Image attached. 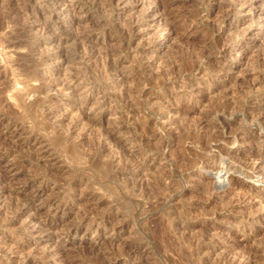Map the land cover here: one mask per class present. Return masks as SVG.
<instances>
[{
	"label": "rangeland",
	"instance_id": "1",
	"mask_svg": "<svg viewBox=\"0 0 264 264\" xmlns=\"http://www.w3.org/2000/svg\"><path fill=\"white\" fill-rule=\"evenodd\" d=\"M28 1L29 0H19L20 6L24 2L26 3H25V6L24 4L22 5L23 7H28V6L32 7L35 5L34 0H30L29 2ZM111 1L112 0H94L93 6L91 10L89 11L88 16L92 17V20L95 23L94 24L95 27H98V26L104 27V31H105L104 42L103 43L97 42L96 44H104L105 46L109 45L111 48L109 46L107 47L112 50L111 52L114 55L119 54V56H121L124 59L123 63L127 67H125L124 64L123 65L125 69L129 70L128 71L129 73L131 72V76L129 75V77L127 78L121 90H119L118 88H114L113 85L111 84L110 75L105 73L101 68L99 69L100 64L93 65L94 63H91L88 69L85 68L82 64H78L79 56H81V53H82V49L80 47L79 42L70 43V41H65V42H60L61 44L60 43L56 44L58 53L61 55V57L65 58V63L67 65L71 63L66 75L70 73L72 75L74 73H77L81 77L84 76L89 79L90 84L89 83L88 84L91 86V89H89V91L83 90L80 95H87L88 100L86 101V103L83 104V106L85 107V110L87 111V113L90 115L89 116L91 118V121L89 122L90 125L87 124L88 122L83 123V124L77 123L73 125L72 123L70 124L68 120H63L61 124H58V125L55 124L54 129H56L57 137L59 138H57V141H56L57 143H52L54 145L50 144V146L52 147V150H55L54 152L58 156L55 167H53V165L49 167H46L48 165L39 166V164H37V161L34 160V157L33 158L31 157L32 159L31 158L30 159L32 160L31 161L32 164L29 161L30 164L29 162L28 163L26 162L24 166L16 167L18 177H19L18 183L15 184L16 191L20 190L21 188L20 186L22 183L21 181L24 180V178L29 177V176L32 177L34 175H37L38 173L39 174L37 176H42V178L45 179V182L49 186H55L53 190H49L48 194L51 192L53 193L58 192L57 193L58 195H60L61 197H65V195L68 192V188H69V192L71 190H74V192L76 193L77 199L74 200L70 204L71 207L70 209H68L69 211H67L66 213L59 212L55 215V217L61 220L60 228L62 229H65L67 228L68 225L76 222L82 216L83 213L85 212L87 213V210L86 209L84 210L85 201H83L84 200L83 193L84 194L87 193V195H91L90 196L91 203H94L97 206L95 207L94 211H89V212H91V214L94 215V214H98L99 212L103 210L106 211L107 214L105 216V220L108 221V224L110 223L109 225H114L118 231L114 233V231L110 230L109 227L107 229L101 228V230L99 229V231L97 232H94L92 230H87V233H88L87 237L82 236L80 232L74 233L72 231L69 233V238H70V240L68 241L69 251L71 252V254L73 253V255L76 254V256H80L81 253L82 254L87 253V255L89 256L94 255L93 257L99 256L100 254L102 255L104 252V258H105L104 261L106 260L105 262L107 264H120V263L121 264H132L131 258L128 260L125 259L126 249L124 246L126 245V243L127 244L128 243L140 244V248H141L140 254L143 255L142 257L144 258V260L149 264H154V263L155 264L157 263L159 264H186L185 261L189 262L187 264H195V262L196 264H199L200 262L201 264L202 263L210 264L212 261L211 259L208 260V262L205 260L199 261L200 259L195 260L194 256H191V253L194 251L193 249L195 247L194 244L198 241V239L202 242H207L210 237H211L210 239H215L217 241L216 244L214 245H216L217 247H220V249H221V246L229 248L232 253L236 252V250L238 249L237 247H240V249H238L239 251H245V249L246 251L247 250L249 251L252 248V250L257 249L260 253H262L264 251V238L261 239V236H264V232H263L264 224L262 226L257 221H255L253 223V226L256 227V232H259V234L255 235L254 239L251 238L247 240L246 238L245 240L243 239L244 237L240 235V232L236 233V230H238L239 227H242L243 226L242 224L247 222L245 220V217H243L240 213L234 210L233 211L226 210L227 214L219 213L222 211L221 204H222V207L224 208L223 205L224 203L227 202L226 199L228 198L226 199L218 198L219 200L218 199L216 200V198L210 199L208 197L210 190L211 191L213 190L211 189L212 186H219L221 183L219 180H217V177H216L217 175L216 171L219 169L218 167L221 168V165L220 166L217 165V167H214L211 165H204L203 167L200 168V166L198 167V165L189 164L190 165L189 166L188 164L181 162L182 160L180 161V163H183V164H180L179 161L177 162L174 161V164H173L172 163L173 160H177L175 152L176 153L178 152L177 155L183 153L184 155L186 154V156L188 155L187 151L188 153L190 152L189 155L193 153L195 154L198 151L197 145L192 144L189 147H187L186 145L187 143H185L186 139L184 137H180V139H182L183 141H180L179 139V141L183 143L179 144L178 142L177 144L172 145V143H170L171 142L170 139L173 140L175 136H178V135L174 134L175 135L174 136L173 133H168V131L167 132L165 131L166 132L165 134L164 129L161 128L160 125L153 123L155 126L151 124L150 125L151 127H148L147 126L148 123H144V121L148 122V118L151 119V117H154L158 111H160L163 108H166L168 104L170 108L175 109V107H177L176 102L165 97L163 88L165 89L169 88L170 90H172L173 88V91H172L173 93H181L184 91L185 92L192 91V90L194 91L195 88L197 87L198 82H202L203 84V82L205 83L207 79H208V81L206 82L207 85L208 84L211 85L210 83L212 82L215 83V81H212L210 79V75L214 73V71L211 70L212 64H213V61H217V59H219L218 61L220 63L219 65L220 67L222 66L225 70L227 68L228 70L226 71H230V72L234 71L235 75L233 74V76L238 75L240 77L242 76V73L243 74L246 73V71H248L249 69L252 70L253 68L254 69L257 68L258 70L261 67L264 68L263 66H261V64H258L262 61L261 59H264V25H262V23H257V21L262 20V17L264 16V9L259 10V12H256L255 14H253L250 11H247L248 13L247 12L242 13L241 11H239L236 14H233V15L230 14L228 17H226V22L230 21L234 25H237V29L235 28L236 32H234V29H233V31L231 30L232 32L229 31L230 33L228 32H227L228 34L225 33L224 35L226 36L224 35L220 36L218 34L219 33L218 28L219 26L226 24L225 21L223 22V9H225L227 4L231 3L234 0H217L215 5H210L208 0H178L177 4H175L174 6V9L181 10L184 12V15L182 17L183 19L181 20L182 24L181 25L178 24L177 26L176 25L174 26L176 28H174L173 33L170 35L171 37H169L160 47V53L157 58H159L160 56L159 59L161 62L154 64L152 59L148 60L147 57H145L143 53L140 52V48H141L140 45L142 43L146 44L147 41L152 40L154 37L162 33L163 31L162 26L164 25V23H162L163 18L160 20V17H163L162 9H158L160 12L158 10L154 11L155 13L153 12L151 16L148 17V21H150V24H151L150 26L147 25L146 29L144 28L143 31L140 30L138 31V33L135 34L133 32H130L129 27L128 28L126 27V26H129V20L131 19L130 17L133 15L136 16L140 14L143 7H145L144 5L149 4L150 2H152V0H137L138 6L136 8H133L134 10L128 8L132 5L131 3L132 1L124 0L122 3H120V5L126 4L127 9L122 14H121V10L118 9V7H116L115 2L114 1L111 2ZM241 1H243L245 4L249 2L248 0H241ZM5 2H7V0H0V16H2V11L4 9L3 6L5 5ZM19 8L20 7H15L11 10V12H9L10 10H8L9 14L8 13L7 14L9 15L10 19L4 22L3 25H0V70L2 72L0 76V80L2 81L1 88H3L0 91L1 92L0 97L3 100L4 109L7 111L10 118L27 120L26 121L27 125H30V122L28 121L31 119L29 116L25 115V113L26 111L31 110L33 105H31L32 101L31 99H29V96L24 97V95H22V92L19 89L20 83L18 84L17 82L20 76L19 67L23 65L25 66V68H31V66L33 65L32 63L35 62L33 58L38 57L40 55L39 54L40 51L51 52L55 50V47L53 48L52 44L51 45L47 43L43 44V42L39 44L37 42V39H34L33 37L30 38V34H29L30 32L28 30L26 32L24 31V27L26 25L27 13H25L24 11L23 12L18 11L20 10ZM50 8L51 7L49 5H44L43 7L44 10L42 14V16L46 18L45 20H46L47 25L49 24L51 25V27L50 26L47 27L48 37L52 36L54 38H58L62 40L63 37L65 36L74 37L77 35L83 36L86 34L90 36V34L92 33L91 29L93 28V25L91 27L82 26L77 29L72 28V30L68 28L64 29L65 25L64 26L62 25L63 23H61L62 21L60 20V18L55 19V17H50L51 16V13H49L51 11ZM12 13L14 14L12 15ZM19 13L20 15H18ZM178 26L179 27L181 26V28H177ZM157 27L159 28L158 29L159 31L156 29ZM184 27L188 28V31L185 32L184 30L186 28L184 29ZM160 29H162V31ZM249 29L252 32L260 31L261 32L260 36L248 34L247 30ZM146 30L148 32L144 36H141V34L146 32ZM179 30H181L182 32ZM51 31H53L55 34ZM164 33L166 32L164 31ZM218 35H219V38H218ZM29 39H32L33 41ZM91 41H89L88 44H95L94 42H91ZM9 44H13V47H11L10 45V49L12 48L10 51L8 47ZM124 44H126V46ZM128 44H132V46L129 47ZM133 45H135L136 47L134 46L135 47L134 48ZM137 46L140 48L137 49L138 48ZM14 47L18 49L16 50ZM219 47L220 48L223 47L222 48L224 49L223 53H218V50L220 49ZM13 50H15L16 52L15 51L13 52ZM14 53H17V55H15ZM31 54L33 56H31ZM141 55L144 57L142 58ZM16 56L17 57L19 56V57L17 58ZM66 57H68V59L70 60H68ZM211 60L213 61L211 62ZM69 61L71 62L69 63ZM230 61L236 65V68L234 70H229L231 68L229 66L231 64ZM222 62L224 65L222 64ZM38 69L39 71L37 70V72L39 73L40 77L44 79L47 78L48 71L45 70L44 66H40L38 67ZM64 72L66 73V71ZM263 82H264V77L260 81L261 88L259 89L250 88L249 89L250 91L248 90L249 87H248L247 82L245 83L246 85L244 83L243 84L240 82L238 83L239 86L237 85V87L239 91L237 90L236 85L232 84V86L230 87L227 86L228 89L230 90H228L227 87H226V90L225 88L217 89L216 91L212 92V95H209V96L207 95V97L205 96L207 99L205 98L204 101L206 102L208 101V103L211 99H213V101L211 100L212 102H214V100L218 101L222 99V97L218 98L219 95L223 96V92H224V95L229 92L228 95L235 94L237 96V94H239V98H241L240 103L243 102L242 104H246V103L248 104L249 100L252 98V96H254L257 90L258 92L264 91ZM240 86H242V88ZM244 87H246L244 89L246 93L243 90ZM161 89H163V91ZM234 89H235L234 91L235 93L233 92ZM139 90H142V91H139ZM220 90L222 93L220 92ZM35 92H38V91L34 90L31 92L32 97H33V94H36ZM249 95L251 97H249ZM52 96L60 100L58 101L56 110L58 111V113L61 112L65 117L69 115L71 116L75 115L74 112H76L78 110V107H80L81 97H78V95H76L75 97L74 96L71 97V95H66L62 97L61 95L56 96L52 94ZM208 97L210 100L208 99ZM158 101L161 103H159ZM153 102H154V105L151 104ZM192 104L193 103H189V104L186 103L184 107L193 108ZM100 107H102L101 112L100 114H97V112L100 111ZM32 111L33 113H35V115L38 118H41L44 114L48 116L50 120H53L52 118L53 115L52 113H50V109H45V107H41V105H39L38 107L35 106V110H32ZM171 111H174V110H171ZM128 113L129 115L126 116V114ZM189 114L194 115L196 113L189 112ZM116 115L117 116L120 115L124 117L118 118ZM236 119H238V122L240 121L243 122L240 115H238ZM183 122L184 123L187 122L188 124L189 119H186V121L185 120L182 121V125H181L182 128L186 124V123L184 124ZM113 124H115L114 126H118L122 128L121 133L123 134L119 135L121 138V141L117 143L115 146L114 145L110 146L111 148L107 147L103 149L101 146H99L98 140L103 133H105L106 131H111L112 129L111 127H113ZM139 126L140 127L142 126V127L140 128ZM153 126L154 128H152ZM52 130L53 129L51 128V126H47L43 130L39 129L41 133H43L46 137H50V139L52 137V134H54ZM144 131H149V132L146 133ZM142 133H144L145 135L144 134L142 135ZM138 136L139 137L141 136V137L138 139ZM180 146L184 150L179 149ZM170 147L174 149L172 150ZM69 148L71 149V151ZM157 148H159L158 153H160L158 155V158L159 157L161 158L159 159L157 158L155 161L154 160L149 161L148 163H149L150 168L148 167V169H145L142 173H140L142 175H138V173L133 174V166H131L129 159L132 158V156H139L141 155L140 153L147 152L148 150L157 151ZM24 150H21V152L23 151L24 153L23 152L22 153L26 154L27 151H24ZM166 151H170V152H166ZM21 152L16 149L13 153L14 156L12 155L11 156L16 157L15 155H18V154L22 155ZM162 152H164V154ZM66 153H68L69 155ZM71 154L72 155L74 154V155L72 156ZM70 156L72 157L71 159H70ZM34 165L36 167L37 166L39 167H37L36 169ZM42 167L45 172H43ZM161 167L162 169H160ZM52 169L57 172L55 173V171H52ZM185 170L186 171L191 170L193 171V173L200 170L201 181L199 180L193 181V179L191 180L186 179L183 176V174H185ZM205 171H209L211 175L206 173ZM223 173H224V170L221 172V174ZM43 174L45 175L43 176ZM47 174H48V178H47ZM52 177L53 179H51ZM163 177L165 178L163 179ZM172 179L173 181L171 182ZM205 179L207 181L203 183ZM130 180H132L133 182ZM161 180L164 182H162ZM189 180L195 183H192V182L190 183ZM53 181H55V184ZM166 181H170V184L174 183L176 188L175 186L171 184L172 189L174 188L173 191L174 190L176 192L182 191L181 193L182 197L180 194L178 197H176L177 201L174 198L173 200H171V202L165 201V200H159L161 201V203H159V201L156 200V194L160 192L163 189V187L166 186L165 184L167 183ZM247 181L251 182V184H253L254 186L257 185V182L251 179L250 177L249 179H247ZM70 182L72 184H70ZM157 182L159 183V186L161 188L158 185H156ZM161 182L164 183L165 185L162 184ZM199 182L200 183L202 182V183L200 184ZM208 182L209 183L212 182L213 183L211 184L212 186H210ZM203 184H204V189H203ZM73 186H75L76 189H71L73 188ZM208 186H210V188ZM155 188L157 190L160 188L161 190L159 189L160 191L156 192L157 190ZM207 189H209L208 195L206 192ZM81 190L82 192H80ZM77 194L79 196H77ZM80 194H82V197L80 196ZM206 196L210 200L206 199ZM154 199L156 200L155 202H153ZM9 200H10L9 196L5 197L4 198L5 204L8 203ZM9 204L10 203H8L7 206L5 205V208L4 207L2 208L3 211H7V209L10 207ZM76 207L77 208L79 207V208L76 209ZM257 207H259V205ZM252 209H258V208H256V206H253L250 209V211L247 210V212H252ZM79 212H80V215H79ZM10 214L11 213L8 212V215ZM87 214L91 215L90 213H87ZM217 214H219L220 219L215 217V215ZM0 216H2L0 217L1 218L0 220H2L3 217H5L3 214ZM207 216H210L211 218L210 217L207 218ZM239 216L242 221L239 219ZM5 219L6 217L3 218L1 222H3ZM188 221H190V223H195V225L197 226L193 227L194 229H192V227L191 228L189 227V230L184 232L182 228H184L185 226H189L190 223ZM211 226H213L216 229L217 228L223 229V231L220 233H216L215 232L216 229L214 228L212 229ZM248 226H250L249 223L245 225V228H247ZM85 228H86L85 226L82 227L83 230H85ZM225 228L226 229L229 228L230 230H232V232L229 233L228 236L223 234ZM234 233L236 234V239L233 236L231 237V235ZM41 234L42 233H39V235ZM248 234H250V232ZM11 235H14V234L11 233ZM165 235H166V238H165ZM36 236H38V234H36ZM16 237L20 238L21 235L19 234V236L17 235ZM173 237L174 239L176 238L180 242L181 246H184V247L187 245L188 242L192 243L191 245L189 244L187 252L184 253L185 256L184 254L183 256L181 255L178 256L177 253H174L170 249L166 248L167 247L166 244H168L167 241H169L167 239L173 238ZM229 237H231L232 239H230ZM155 238L156 240L158 239L159 243L158 241L155 240ZM259 240L261 243H259ZM243 242H244V245H243ZM40 245L47 246L48 244L47 243L45 244L42 242ZM50 246L51 245L49 244L48 247ZM191 249H192V252H191ZM188 251L190 252L189 255L187 254L189 253ZM92 253L94 254L91 255ZM263 253L261 255L262 258L260 256H259L260 258L259 257L257 258V263L259 262L258 264H260L261 262H262L261 264L264 263V260L262 261V259L264 258ZM32 255L39 256L37 253L35 254L33 253ZM13 256L17 257L16 252L6 251L5 248L0 249L1 262L3 260L5 264L6 263L7 264H17ZM186 256L189 257L191 260L187 258ZM201 256L203 257V259H205L206 257L205 254ZM192 257L195 261L192 259ZM178 259L180 261H178ZM181 259H184V260L182 261ZM190 261H192V263Z\"/></svg>",
	"mask_w": 264,
	"mask_h": 264
},
{
	"label": "bare ground",
	"instance_id": "2",
	"mask_svg": "<svg viewBox=\"0 0 264 264\" xmlns=\"http://www.w3.org/2000/svg\"><path fill=\"white\" fill-rule=\"evenodd\" d=\"M34 1H35L34 6L23 7L22 5L24 4V6H25L26 2H24L20 6L19 0H7V2H5V5L3 6L4 9L2 11V16H0V25H3L4 22H6L10 19L9 15H8L9 14L8 10H10L9 12H11V10L13 8L20 7L19 8L20 10H18V11H22V12L24 11L25 13H27L26 25L24 27V31L26 32L28 30L30 32L29 33L30 38L33 37L34 39H37V42L39 44H41V42H43V44H45V43L50 44V45L52 44L53 48L55 47V50H53L51 52L40 51V53H39L40 55L38 54L39 55L38 57L33 58L35 62L33 61L34 63H32L33 65L31 66V68H25V66H23V65L19 67V73H20L19 75L21 76V77L19 76L20 79L18 78V80H17L18 84L20 83L19 89L22 92V95H24V97L29 96V99H31V101H32L31 105H33L31 110H28L25 113V115L29 116L31 119L28 121V122H30V125H27V123H26L27 120L10 118L7 111L4 109L3 100L0 97V215L3 214L6 217V219L3 222H1V221L5 217H3L2 220H0V249L5 248L6 251L16 252L17 257H14V256L13 257L15 258L17 264H107L105 262L106 260L104 261V259H105L104 258V252L102 255L100 254L99 256H95V257H93L94 253L91 254L93 256H89V255H87V253H85V254L79 253L80 256H76V254L75 255H73V253L71 254V252L69 251V246H68V241L70 240L69 233L72 231L74 233L80 232L81 235L84 237L85 236L87 237V235H88L87 230H92L94 232H97V231H99V229L101 230V228L107 229L109 227V229L114 231V233L116 231H118L114 225H109L110 223L108 224V221L105 220V216H106L107 212L102 209L103 211H101L99 213L97 212L98 214L92 215L91 212H89V211H94L95 207L97 205H95L94 203H91V197H90L91 195H87V193H85V194L83 193V199H84L83 201H85L84 202L85 206L84 205H82V206H84L85 207V208L83 207L84 210L86 209L87 213H90L91 215L87 214L84 211L85 212V213H83L84 215L82 214V216L76 222L68 225L67 228L62 229V228H60L61 220L59 218L55 217V215L59 212L60 213L65 212L66 213L67 211H69L68 209H70V207H71L70 204L74 200L77 199L76 193L74 192V190H71L69 192V188H68L69 193L67 192L65 197H61L60 195H58L57 194L58 192L57 193L51 192L52 194L51 193L48 194L49 190H53L55 186H49L45 182V179L42 178V176H37L39 174L38 173L37 175H34L32 177L29 176V177L24 178V180L21 181L22 183L20 186L21 187L20 190L16 191L15 184L18 183V181H19V177H18L16 167L17 166H24L26 162L27 163L29 161L31 162L32 161L31 159L33 157H34V160L37 161V164H39V166L40 165H42V166L48 165L46 167H49V166L53 165V167H55L58 156L54 152L55 150H52V147L50 146V144H52V143H57L56 142L57 138H59V137H57L56 129H54L55 124L58 125V124H61V122L63 120H68L69 123L70 124L72 123L73 125L77 124V123L83 124V123H87V122H88L87 124L90 125V123H89L91 121V118L89 117L90 115L87 113V111L85 110V107L83 106V104L86 103L88 98H87V95H80L83 90L89 91V89H91V86L89 85L90 84L89 79L87 77H84V76L81 77L77 73H74L73 75L71 73L66 75L68 72V68L71 64L70 63L71 61H69V63H70V64L68 63L69 65H67L65 63V58L61 57V55L58 53L57 48H56V44H59L60 42H65V41H70V43L71 42H73V43L79 42L80 47L82 49V53H81V56H79L78 64H82L87 69L91 65V63H94L93 65L100 64L99 69L101 68L105 73L110 75L111 84L113 85L114 88H118L119 90H121V88H123V85L125 84L127 78L129 77V75L131 76V72L129 73L128 72L129 70L125 69V67H127V66L123 63L124 59L121 56H119V54L114 55L111 52L112 50L107 47L109 45L105 46L104 44H96L97 42L98 43L104 42L105 31H104V27H102V26L101 27L100 26L95 27L94 26L95 23L92 20V17L88 16V13L93 6L94 0H34ZM112 1H114L116 7H118V9L121 10V14L127 9L126 4L120 5V3H122L124 0H112ZM126 1H132L131 2L132 5L130 7H128L129 9H133V8H136L138 6L137 0H126ZM216 1L217 0H208L210 5H215ZM248 1L249 2L245 4L241 0H236V1L234 0L231 3L227 4L225 9H223V22L224 21L226 22V17H228L230 14L233 15L239 11H241L242 13H246L247 11H250L253 14H255L256 12H259V10L264 9V0H248ZM177 2H178V0H152V2H150L149 4L144 5L145 7H143L140 14H138L136 16L135 15L131 16L130 17L131 19L129 20V26H126L127 28L129 27L130 32H133L135 34L138 33V31H140V30L143 31L144 28L145 29L147 28L146 27L147 25H149V26L151 25L150 21H148V17L151 16V14L154 11H156L158 9H162V11H163L162 16L163 17H160V20L163 18L162 20L165 21V22L162 21V23H164V25L162 26L163 28L161 27L163 29V31H162V29H160L162 31V33L160 35L154 37L152 40L147 41L146 44L142 43L141 44L142 46L140 45L141 48L137 46L138 47L137 49L140 48V52H142L143 55L145 57H147L148 60L152 59L154 64L161 62L159 59L160 56H159V58H157L159 53H160V47L169 37H171L170 35L173 33L174 28H176L174 26L175 25L177 26L178 24L179 25L182 24L181 20L183 19L182 17L184 15V12L181 10L174 9V6H175V4H177ZM44 5H49L51 7L50 8L51 11L49 12V13H51V16L49 14L48 15L50 17H55V19L60 18V20L62 21L61 23H63L62 25L63 26L65 25L64 29L68 28V29L72 30V28L77 29V28H80L82 26H84V27L90 26L91 27L93 25V28L91 29L92 33L90 34V36H88L87 34L83 35V36L77 35L74 37L65 36V37H63L62 40L58 39V38H54L52 36L48 37L47 27L48 26L51 27V25L50 24L47 25L46 20H45L46 18L44 16H42L43 10H44L43 9ZM218 12H219V10H218ZM14 13H12V15ZM18 15H20V13ZM185 17H187V16H185ZM257 23H262V25H264V16L262 17V20L257 21ZM158 27H160V26H158ZM158 27L156 28L157 30L159 29ZM26 28H28V29H26ZM177 28H181V26L180 27L178 26ZM185 28L186 27H184V29ZM188 28H189V26H188ZM188 28H186L184 31L185 32L188 31ZM235 28L237 29V25H234L230 21H227L226 24L219 26V28H218L219 33L218 34L220 36H222L227 32L228 33L232 32L233 29H234V32H236ZM164 31L166 33H164ZM179 31H181V30H179ZM51 32H53V31H51ZM51 32H49V33H51ZM147 32L148 31L146 30V32L142 33L141 36H144ZM181 32H180V34H181ZM247 33L252 34V35H258V36H260V34H261L260 31L252 32L250 29L247 30ZM219 35H218V38H219ZM224 36H226V35H224ZM220 38H222V37H220ZM230 38H232V37H230ZM29 40L33 41L32 39H29ZM218 40H220V39H218ZM24 41H26V40H24ZM89 41L94 42L95 44H88ZM10 45H11V47H13V44H9L8 45L9 51L12 49V48L10 49ZM124 45L126 46V44H124ZM18 46H19V44H18ZM128 46L130 47V46H132V44H128ZM134 46L135 45H133V47ZM224 46H226V45H224ZM222 48H220L218 50V53H223L224 49H222ZM15 49L17 50L18 48H15ZM14 51L15 50H13V52ZM142 53H140V54H142ZM224 53H226V52H224ZM14 54L17 55V53H14ZM31 56H33V55L31 54ZM144 56L141 55L142 58ZM68 57H66V58L68 59ZM68 60H70V59H68ZM218 60L219 59H217V61L211 60V62L213 61L211 70L214 71V73L210 75V79L212 81H215V83L212 82V83H210L211 85H209V84L207 85V83H206L208 81V79H207V81L205 83L203 82V84H202V82H198L197 87L195 88L194 91L193 90L188 91V92L184 91L181 93H173L172 92L173 88H172V90H170L169 88H166V89L163 88L164 91H163V89H161L165 93V97L176 102L177 107L174 106L175 109H173V108H170V106L168 104L166 108H163L158 112H157V110H159V109H157L156 115L154 117H151V119L148 118V122L144 121V123H148V125H147L148 127H151L150 125L153 123L160 125V127L164 129V132L168 131V133H173V135L174 134L178 135V136L174 135L175 138L173 140L170 139L171 140L170 143H172V145H175L178 142H179V144L183 143V142H180V141H183L182 139H180V137H184L186 139L185 143H187L186 144L187 147H189L192 144L197 145L198 151L196 152V150H195V152H196L195 154L192 152L194 155L193 154L189 155L190 152L188 153V151H187V154H188L187 156H186V154L184 155L183 153L177 155L178 152L177 153L175 152L177 160H173V162H172L173 164H174V161H176V162L179 161V163H180V161L182 160L181 162H184L188 165L189 164L190 165L191 164L192 165H198V167L200 166V168L203 167L204 165H211L214 167H217V165H219V166L221 165V168L218 167L219 169L217 171L215 169V171L217 173V175H216L217 180H219L221 183L219 186H212L211 184H213V183L208 182V184H210V186H212L211 189H213V190L212 191L210 190L209 195H208L209 189H207L206 190L207 195L210 199L216 198V200L218 198L219 199L228 198V199H226L227 202L225 201L226 203H224V205H223L224 208L222 207V204H221V210L222 211L219 213L227 214L226 210H232V211L234 210V211L240 213L243 217H245V220L247 222L242 224L243 226L239 227L238 230H236V233L240 232V235L242 237H244L243 239H245V240H246V238H247V240L251 239V238L254 239L255 238L254 236L258 235L259 232H256V227L253 226V223L255 221H257L262 226L264 224V91L258 92V90H257V92L255 94L253 93L254 96H252V98L249 100L248 104L247 103L242 104L243 102L240 103L241 98H239V94H237L238 93L237 91H236L237 92L236 94L238 97L235 94L234 95H232V94L228 95L229 92L228 93H226V92L228 90H230V89H228L227 86L230 87L233 84V85H236V87H237L239 82L242 84L243 83L245 84L247 82L248 87H249V88L247 87L248 90L250 88L251 89L261 88L260 87V84H261L260 81L264 77L263 76L264 68L261 67L258 70H257V68L256 69L253 68L254 70L251 68L252 70H250V69L248 71L245 70L246 73H244V74L242 73V76H240V77L238 75L233 76L234 71L233 72L232 71L231 72L226 71V70H228L227 68L225 70L222 66L220 67L219 66L220 63ZM261 60L262 61L261 62L259 61L260 63H258V64H261V66L264 67V59H261ZM26 61H27V59H26ZM152 61H151V63H152ZM223 62H222V64H223ZM123 64L125 65V67ZM162 64H163V62H162ZM209 65H210V63H209ZM225 65H227V64H225ZM40 66H44L45 70L48 71V76L45 79L41 78L39 73L37 72V70L39 71L38 67H40ZM229 66L231 67V68L229 67L230 68L229 70H234L236 68V65L233 64L232 62ZM92 67H94V66H92ZM71 69H72V67H71ZM64 71H66V73ZM155 71H157V70H155ZM78 72H80V71H78ZM1 73L2 72L0 70V76H1ZM151 76H152V74H151ZM211 76H212V78H211ZM107 78H109V77H107ZM210 79H209V81H210ZM230 83H231V85H230ZM235 83H237V84H235ZM1 85H2V81L0 80V91L3 89V88H1ZM87 85H89V86H87ZM242 86H240V87L242 88ZM226 87L228 89L225 92L226 94L224 95V92H223V96L219 95V97H218V98L222 97V99H220L218 101L214 100V102H212L213 99H211L212 100L211 101L208 97V99L210 100L209 103H208V101L207 102L204 101V99L207 97V95L208 96L212 95V92L216 91L217 89H224L225 88V90H226ZM245 88L246 87H244L243 90ZM140 89H142V88H140ZM34 90H36L38 92H35L36 94H33V97H32L31 92ZM237 90H238V87H237ZM139 91H142V90H139ZM234 91H235V89L233 90V92ZM220 92H221V90H220ZM233 92H231V93H233ZM241 92H242V90H241ZM244 92H245V90H244ZM0 94H1V92H0ZM52 94H54L56 96L61 95L62 97L66 96V95H71V97L72 96L75 97L76 95H78V97H81L80 107H78V110L76 112H74L75 115L72 114L73 116L69 115V116L65 117L61 112L58 113V111L56 110V107H57L58 101H60V100H58L57 98L52 96ZM243 95H244V93H243ZM250 95H249V97H251ZM242 97H244V96H242ZM119 98H120V96H119ZM155 100H156V98H155ZM155 100H153V101H155ZM155 103H157V102H155ZM159 103H161V102H159ZM186 103L187 104L193 103L192 104L193 108L192 107L191 108L190 107H187V108L184 107ZM151 104L154 105V102ZM39 105H41V107H45V109H50V113H52V115H53V117H52L53 120H50V118H48V116H46L44 114L41 118H38L35 115V113H33L32 110H35V106L38 107ZM172 105H171V107H172ZM2 106H3V108H2ZM125 107H126V105H125ZM101 109H102V107H100V111H98L97 114H100ZM171 110H174V111H171ZM189 112H193L196 114L191 115V114H189ZM117 113H119V112H117ZM128 115H129V113L126 114V116H128ZM238 115L241 116V119L243 120V122L242 121L238 122V119H236L238 117ZM117 117L119 118L122 116L119 115ZM186 119H189V122H188V124H187V122H185L187 125L183 122L185 124V126H183V128H182V126H181L182 121H184V120L186 121ZM139 121H140V119H139ZM114 123H116V122H114ZM118 123H119V121H118ZM93 124H94V122H93ZM114 125L115 124H113V127H111L112 128L111 131H106L105 133H103L98 140L99 146H101L103 149L110 147L112 145L115 146L117 143H119L121 141V138L119 135L123 134V133H121L122 128L118 127V126H114ZM47 126H51V128L53 129L52 131L54 134H52L51 139H50V137H46L43 133H41V131H39V129L43 130ZM154 126L152 128H154ZM36 129H38V130H36ZM105 130H107V129H105ZM123 131H124V129H123ZM140 131H142V130H140ZM144 132L148 133L149 131H144ZM166 132H165V134H166ZM119 133H121V134H119ZM100 134H101V132H100ZM143 134L144 133H142V135ZM135 136H136V134H135ZM140 137L138 136V139ZM149 137H150V135H149ZM145 138H147V137H145ZM179 139H180V141H179ZM60 140H61V138H60ZM132 142H134V141H132ZM52 145H54V144H52ZM118 145H120V144H118ZM176 147H178V146H176ZM180 147H179V149H183L182 147L181 148ZM63 148H64V146H63ZM16 149L19 150L20 152H21V150L25 149L24 151H27V153L23 154L24 152L22 151L23 152V153L21 152L22 155L18 154V155H15L16 157H12V156H14L13 153ZM149 149H151V148H149ZM158 149L159 148H157V151L156 150H148L147 152L141 151L142 153H140L141 154V155H139L140 157L139 156H132V158H130L129 161L131 163V166H133V174L138 173V175H142L140 173H142L145 169H148V167H149L148 162L153 161V160L155 161L158 158V155L160 154V153H158ZM171 149L173 150L174 148H171ZM172 150H170V151H172ZM70 151H71V149H70ZM170 151H166V152H170ZM124 152H122V153H124ZM179 152H180V150H179ZM162 153L164 154V152H162ZM66 154H68V153H66ZM166 155H167V153H166ZM117 156H118V154H117ZM71 158L72 157L70 156V159ZM159 158H161V157H159ZM30 162H29V164H30ZM31 164H32V162H31ZM180 164H183V163H180ZM39 166H37V167H39ZM29 167H30V165H29ZM37 167H36V169H37ZM53 169H52V171H55ZM160 169H162V167ZM42 170H43V167H42ZM205 170H207V169H205ZM223 170H224V173L221 174V172ZM30 172H31V170H30ZM43 172H45V171L43 170ZM56 172L57 171H55V173ZM145 172H147V171H145ZM205 172L211 175V173L209 171H205ZM161 173H162V171H161ZM165 174H167V173H165ZM44 175L45 174H43V176ZM183 176L186 179H190V180L193 179V181H197V180L201 181L200 170L196 171L194 173L191 170H187V171L185 170V174H183ZM131 177H132V175H131ZM249 177L257 182L256 186L251 184V182L247 181V179H249ZM47 178H48V174H47ZM164 178L165 177H163V179ZM51 179H53V177ZM165 180H167V179H165ZM169 180H170V178H169ZM183 180H184V178H183ZM190 180H189V182L191 183L192 181H190ZM130 181H132V180H130ZM172 181H173V179L171 180V182ZM206 181L207 180L205 179V181L203 183H205ZM53 182L55 184V181H53ZM162 182H164V181H162ZM166 182H167V183H165L166 186L163 187L162 190L160 189L161 187L159 186V183L157 182V184H156L160 187L159 189L161 190L160 191L159 189L157 190L155 188L157 190L156 192L160 191L157 194L155 193L156 194V200H158V201L159 200H165V201L171 202V200H173L174 198L176 199V197H178L182 193V191H178V192H176L175 190L173 191L174 188L172 189V185L175 186L174 183L173 184L171 183L172 184L171 185L170 181H166ZM192 183H195V182H192ZM70 184H72V183L70 182ZM162 184H164V183H162ZM70 186H72V185H70ZM210 186H208V187L210 188ZM175 188H176V186H175ZM71 189H76V187L73 186V188H71ZM203 189H204V184H203ZM80 192H82V190ZM8 196L10 198V200L8 201V203H10L9 204L10 207L7 209V211H3L2 208L3 207L5 208V205L7 206V204H8V203L5 204L4 198L8 197ZM77 196H79V195L77 194ZM80 196L82 197V194H80ZM181 197H182V194H181ZM154 198H155V196H154ZM209 198H207V196H206V199H209ZM156 200L154 199L153 202H155ZM176 201H177V199H176ZM159 203H161V201H159ZM73 205H74V203H73ZM258 205H259V207H257ZM253 206H256V208H258V209H252V212H247V210L250 211V209ZM78 208L76 207V209H78ZM83 208H81V209H83ZM78 211H80V210H78ZM8 212L11 214L8 215ZM81 213H82V211H81ZM79 215H80V212H79ZM185 215H186V213H185ZM240 216H239V219H240ZM0 217H2V216H0ZM208 217H210V216H207V218ZM215 217L219 218L220 216H219V214H217V215H215ZM188 222L190 223V221H188ZM247 223H249L250 226L245 228V225H247ZM185 225H187V224H185ZM235 225H233V226H235ZM83 226L86 227L85 230L82 229ZM195 226H197V225H195V223H190L189 226H185L182 229L185 232V231L189 230V227L190 228L192 227V229H194L193 227H195ZM208 227H210V226H208ZM236 227H238V226H236ZM211 228L213 229L214 227L211 226ZM214 229H216V228H214ZM245 230L248 232H246ZM222 231H223V229H220V228H217L215 230L216 233H220ZM231 232H232V230H230L229 228H227V229L225 228L223 234L228 236V234ZM249 232H250V234H248ZM11 233H13L14 235H11ZM16 233H18V234H16ZM39 233H42V234L39 235ZM19 234L21 235V237L20 238L16 237L17 235L19 236ZM36 234H38V236H36ZM166 235H165V238H166ZM232 236L235 237V239H236L235 233L232 234L231 237ZM174 237L167 239L169 241H167L168 244H166L167 245L166 248L170 249L174 253H177L178 256L179 255L183 256V254L185 252H187L189 244L191 245L192 243L188 242L187 245L184 247V246H181L180 242L176 238L174 239ZM209 237H210V235H209ZM231 237H229V238L232 239ZM210 238L207 242H202L199 239L196 243L194 242L195 247L193 248L194 249L193 252L191 249V252H192L191 256H194L195 260L200 259L199 261L205 260L208 262V260L211 259L212 261L210 264H258L259 262L257 263V258L259 256L261 257L262 253L264 252L263 251L262 253H260L257 249L252 250V248L249 251L248 250L246 251V249H245V251H239L238 249H240V247H237V245H238L237 244L236 247L238 249L236 250V252L232 253L229 248L222 247L221 244H220L221 249H220V247H217L216 245H214V244H216L217 241L215 239H210ZM263 238H264V236H261V239H263ZM155 240H156V238H155ZM156 241H158V239ZM42 242L45 244L47 243L48 245L50 244L51 246L50 247H48V245L47 246H45V245L41 246L40 244ZM94 242H96V241H94ZM158 243H159V241H158ZM259 243H261L260 240H259ZM119 244H120V242H119ZM243 245H244V242H243ZM242 246H241V248H242ZM124 247L126 249V251H125L126 252L125 253V255H126L125 259L126 260L131 258L132 264H149L144 260V258L142 257L143 255L140 254V250H141L140 244H131V243L127 244L126 243V245ZM242 250H243V248H242ZM102 251H103V249H102ZM33 253L34 254L37 253L39 256H34V255H32ZM187 254L189 255L190 252ZM204 254L206 255L205 259H203V257L201 256ZM263 255H264V253H263ZM184 256H185V254H184ZM73 257H75V258H73ZM187 258H189V257H187ZM192 259H193V257H192ZM181 260L183 261L184 259H181ZM263 260H264V258L262 259V261ZM121 261H122V259H121ZM178 261H180V260L178 259ZM192 261H190V262L192 263ZM2 262H3V260H2ZM2 262L0 260V264L4 263V262L3 263ZM185 262H186V264L189 263L187 261H185ZM157 264H159V263H157ZM195 264H196V262H195ZM199 264H201V262Z\"/></svg>",
	"mask_w": 264,
	"mask_h": 264
}]
</instances>
